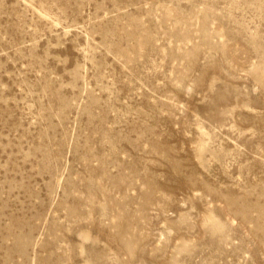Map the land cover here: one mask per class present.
I'll return each mask as SVG.
<instances>
[{
	"label": "rangeland",
	"instance_id": "obj_1",
	"mask_svg": "<svg viewBox=\"0 0 264 264\" xmlns=\"http://www.w3.org/2000/svg\"><path fill=\"white\" fill-rule=\"evenodd\" d=\"M0 264H264V0H0Z\"/></svg>",
	"mask_w": 264,
	"mask_h": 264
}]
</instances>
